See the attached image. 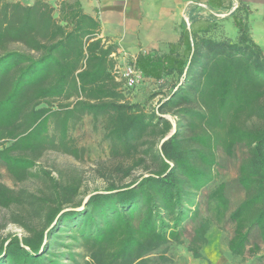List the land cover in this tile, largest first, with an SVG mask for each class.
<instances>
[{"label":"trees","instance_id":"obj_1","mask_svg":"<svg viewBox=\"0 0 264 264\" xmlns=\"http://www.w3.org/2000/svg\"><path fill=\"white\" fill-rule=\"evenodd\" d=\"M54 11L48 0H0V162L16 182L38 183L29 190L0 182V207L22 229L0 234V264L166 259L163 250L183 242L184 222L214 180L216 151L235 145L246 149L237 175L244 198L229 210L219 183L206 209L214 222L234 223L231 255L245 253L253 227L264 249V49L251 37L246 9L229 15L234 36L212 14L202 26L190 15L167 51L136 55L144 77H174L148 97L161 94L150 108L127 98L111 56L118 46L98 36V20L77 0H61ZM85 114L102 118L119 162L117 177L83 202L79 174L55 176L38 160L47 149L77 157L68 130ZM135 169L142 172L131 177ZM211 222L202 219L198 229Z\"/></svg>","mask_w":264,"mask_h":264},{"label":"rangeland","instance_id":"obj_2","mask_svg":"<svg viewBox=\"0 0 264 264\" xmlns=\"http://www.w3.org/2000/svg\"><path fill=\"white\" fill-rule=\"evenodd\" d=\"M49 3L54 6V15L57 16L58 2L50 1ZM194 16L197 18L198 15ZM228 16L229 14L217 17V21L224 25V18ZM206 18L209 19L210 15ZM206 21V19L197 18L195 25L202 26ZM173 80L174 77L158 80L144 77V80L136 87L127 90V98L131 102H143L156 91H167ZM160 95L146 101V107H152ZM59 101L61 100H56L53 105L56 106ZM50 127L52 128V125ZM68 136L79 149L78 156L62 153L56 149H47L38 160V166L50 170L55 176L59 173L79 174L83 181L81 189L84 191L85 199L94 190L103 189L107 185L108 179L117 175L114 167L119 159L113 158L109 154V141L104 135L101 117L95 118L90 114L83 115L70 126ZM245 152V147L241 145H235L229 153L221 148L216 151L217 162L214 167V180L200 190L197 197V213L184 222L183 242L181 244L170 243L163 250L166 259L157 260L156 264H264V249L256 227L250 230L249 244L245 253L242 256H233L230 254L226 242L233 232L234 223L228 217L216 223L212 212H208L206 209L207 195L219 183L224 184V194L228 199L229 210L244 198V190L237 181V175L239 163ZM141 172V169H135L131 177H135ZM0 182L13 189L23 187L35 190L38 186V183L33 180L23 183L16 182L1 162ZM8 213V210L0 207V234L4 235L15 231L21 233V228L8 221ZM206 217H209L212 222L207 228L198 229L201 220ZM255 244L260 245L261 249L249 252L248 249ZM157 254L154 255V258H157Z\"/></svg>","mask_w":264,"mask_h":264},{"label":"crops","instance_id":"obj_3","mask_svg":"<svg viewBox=\"0 0 264 264\" xmlns=\"http://www.w3.org/2000/svg\"><path fill=\"white\" fill-rule=\"evenodd\" d=\"M10 1L30 4L34 0ZM77 1L83 12L98 20L99 37L133 54L165 52L171 43L178 41L184 22L189 28L190 15L196 14L201 20L210 14L224 17L237 5L246 9L251 37L264 49V0ZM224 25L229 35L234 36L236 28L231 16L224 18Z\"/></svg>","mask_w":264,"mask_h":264},{"label":"built area","instance_id":"obj_4","mask_svg":"<svg viewBox=\"0 0 264 264\" xmlns=\"http://www.w3.org/2000/svg\"><path fill=\"white\" fill-rule=\"evenodd\" d=\"M111 56L115 60L114 72L127 90L133 89L144 80L142 72L136 67L135 55L123 48H117Z\"/></svg>","mask_w":264,"mask_h":264},{"label":"water","instance_id":"obj_5","mask_svg":"<svg viewBox=\"0 0 264 264\" xmlns=\"http://www.w3.org/2000/svg\"><path fill=\"white\" fill-rule=\"evenodd\" d=\"M172 132H173V130H172V131H171L166 137H168ZM86 199H87V198H85L83 202H85Z\"/></svg>","mask_w":264,"mask_h":264}]
</instances>
